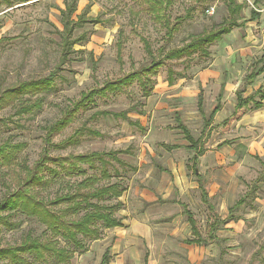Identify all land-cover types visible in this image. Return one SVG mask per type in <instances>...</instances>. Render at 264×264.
I'll return each instance as SVG.
<instances>
[{"label":"rangeland","instance_id":"1","mask_svg":"<svg viewBox=\"0 0 264 264\" xmlns=\"http://www.w3.org/2000/svg\"><path fill=\"white\" fill-rule=\"evenodd\" d=\"M71 1L35 0L8 7L0 0V92L54 74L50 90L30 114L16 116L11 106L0 109V145L21 146L9 173L0 171V198L20 186L24 166L31 168L41 157L47 127L82 93L163 61L156 75H150L154 88L148 98L132 85L123 94L98 99L50 139L59 145L50 149L52 158L115 152L128 165L123 170L112 162L119 177L108 168L110 183L125 188L116 214L122 227L100 230L99 239L87 241V250L75 253L67 264H100L105 252L107 264H264V106L232 122L224 133L204 128L222 85L221 108L212 126L231 114L237 91L244 89L248 96L264 83L263 73L251 85L244 84L263 64L264 0H237L243 4L240 26L209 46L207 57L178 60H165L164 55L192 36L217 29L228 17L222 0H172L157 11L158 18L139 0H76L72 20L80 16L85 22L71 36L80 41L63 57L60 13ZM255 10L259 16L252 19ZM168 71L174 73L170 85ZM121 113L127 121L112 117ZM176 114L205 149L196 176L194 152L176 128ZM70 137L75 142L65 145ZM161 145L177 148L166 151ZM58 189L47 193L52 197ZM208 205L223 221L212 237ZM184 208L198 235L191 231ZM10 220L18 226L8 230L0 225V248L19 244L28 232L40 236L44 231L22 214ZM199 236L202 243L190 242Z\"/></svg>","mask_w":264,"mask_h":264},{"label":"trees","instance_id":"2","mask_svg":"<svg viewBox=\"0 0 264 264\" xmlns=\"http://www.w3.org/2000/svg\"><path fill=\"white\" fill-rule=\"evenodd\" d=\"M8 7L26 4L35 0H2ZM75 1L65 4V9L61 11L62 32L60 33V47L62 56L70 53L72 47L80 39H72L75 27H80V23L85 21L79 16L72 20L75 12ZM145 2L149 10L157 15L163 6L171 5L172 0H139ZM201 1V0H199ZM205 1V0H203ZM228 11V17L215 30L208 33L192 36L189 41L179 49L169 51L164 55L165 60H178L190 58L195 54L208 56V47L230 33L234 27H239L238 23L243 4L237 0H222ZM252 19L259 16L258 11L251 12ZM263 63L255 72L249 73L245 77V86L251 85L256 77L264 73ZM163 65V61H152L149 67H145L136 72H131L114 82H106L102 87L82 93L78 101L62 112V117L53 125L47 127L44 140V149L41 157L31 167L23 168L24 177L17 189L0 198V225L8 230L15 226L11 222L12 216L22 214L30 220H35L44 228L42 234L34 235L28 232L19 244L0 248V264H67L75 253L87 250V241L99 239L100 230L122 227V222L116 217L121 209L119 199L125 192L121 183H110L112 178L108 168L112 167L116 177L119 173L112 162H117L123 170L128 167L119 161L115 152H91L82 155H68L67 157L52 158L48 155L50 149H58L59 145L52 144L50 139L53 134L69 126L79 112H85L96 104L98 99L109 96L123 94L125 90L137 85L143 98H148L154 88L151 76L156 75L158 69ZM151 75V76H150ZM54 74L38 80L22 82L15 87L7 88L0 92V109L11 106L16 109V116L28 115L33 109L38 108L42 102V94L49 91ZM168 83L173 84L174 73L168 71ZM224 86H221L217 96V102L209 117L204 121V128L209 131L224 133L228 130L232 122L240 119L244 114L263 108L264 106V83L252 94L245 96L244 89L236 92L235 105L231 114L221 123L212 126L215 115L220 111V101ZM39 97L35 102L30 103L33 97ZM202 94L198 97V111L202 114ZM107 112L101 115H107ZM127 113V112H125ZM121 113L113 115L114 118L128 120L127 115ZM96 117L98 113H95ZM176 128L183 134L187 141L188 149L194 152L191 158L193 173L198 168L200 157L205 153L204 147L200 144V139H194L189 130L183 125L180 117L175 115ZM206 129V128H205ZM84 130V129H83ZM79 132V131H78ZM92 132V131H88ZM77 134V133H75ZM97 135L96 133H90ZM73 137L65 141V145L74 143ZM166 151H172L176 146L161 145ZM19 144L2 143L0 145V171L9 173L12 169L16 153L20 150ZM121 151L118 152L120 154ZM195 172V176H196ZM72 179H76L71 181ZM198 180H200L198 178ZM58 186L52 197L47 193L49 189ZM199 185L201 200L207 203V193ZM47 196L43 197L42 193ZM52 194V193H51ZM213 213L211 222L212 237L218 225L223 221L214 214L213 208L208 205ZM184 214L191 227V231L198 235L196 223L189 211L184 208ZM7 213V215H3ZM202 239L197 237L191 243L200 244ZM107 252L103 255L100 264H107ZM146 264V263H145Z\"/></svg>","mask_w":264,"mask_h":264},{"label":"crops","instance_id":"3","mask_svg":"<svg viewBox=\"0 0 264 264\" xmlns=\"http://www.w3.org/2000/svg\"><path fill=\"white\" fill-rule=\"evenodd\" d=\"M218 113H219V112H218ZM218 113H217V114H218ZM217 114H216V115H217ZM216 115H215V116H216ZM218 124H219V123H218Z\"/></svg>","mask_w":264,"mask_h":264},{"label":"built area","instance_id":"4","mask_svg":"<svg viewBox=\"0 0 264 264\" xmlns=\"http://www.w3.org/2000/svg\"><path fill=\"white\" fill-rule=\"evenodd\" d=\"M256 11H258V10H256Z\"/></svg>","mask_w":264,"mask_h":264}]
</instances>
